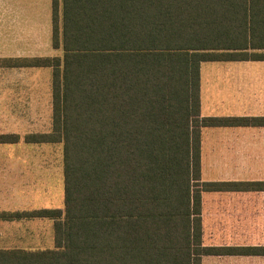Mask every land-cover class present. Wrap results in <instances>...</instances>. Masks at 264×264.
Returning <instances> with one entry per match:
<instances>
[{"label":"trees","instance_id":"obj_1","mask_svg":"<svg viewBox=\"0 0 264 264\" xmlns=\"http://www.w3.org/2000/svg\"><path fill=\"white\" fill-rule=\"evenodd\" d=\"M60 55L0 56L50 68V128L60 142L62 207L0 210L52 220V247H0V264H201L264 255V245L201 242L203 190L264 181L200 179L205 126H264V115H200L199 63L264 59V0H50ZM0 132V143L17 142Z\"/></svg>","mask_w":264,"mask_h":264},{"label":"crops","instance_id":"obj_2","mask_svg":"<svg viewBox=\"0 0 264 264\" xmlns=\"http://www.w3.org/2000/svg\"><path fill=\"white\" fill-rule=\"evenodd\" d=\"M28 4L0 0V38H25L24 33L31 31L26 20ZM207 61L234 62L199 63L200 115H264V59ZM199 160L204 181H264V126L202 127ZM4 176L0 171V200L10 204L30 196L26 188L3 181ZM258 214H264V189L203 190L202 244L264 245L257 240Z\"/></svg>","mask_w":264,"mask_h":264},{"label":"rangeland","instance_id":"obj_3","mask_svg":"<svg viewBox=\"0 0 264 264\" xmlns=\"http://www.w3.org/2000/svg\"><path fill=\"white\" fill-rule=\"evenodd\" d=\"M16 2H29L26 20L31 31L24 33L25 38H0V55H60V48L50 44V0ZM219 62L234 61H202L200 64ZM49 81L50 68L46 66H0V132L13 131L20 135L17 142L0 143V171L5 175L3 181L12 182V187L17 189L26 188L30 195L10 204L0 200V207H62L61 143L21 139L25 132L50 128ZM256 219L260 227L257 240L264 242V214L256 215ZM52 245L50 218L0 219V247L46 248ZM201 264H264V255H237L230 259L202 255Z\"/></svg>","mask_w":264,"mask_h":264}]
</instances>
